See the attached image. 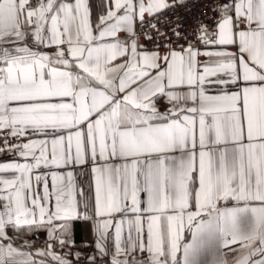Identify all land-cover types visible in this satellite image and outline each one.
I'll return each instance as SVG.
<instances>
[{
	"label": "snow or ice",
	"instance_id": "6c2138e0",
	"mask_svg": "<svg viewBox=\"0 0 264 264\" xmlns=\"http://www.w3.org/2000/svg\"><path fill=\"white\" fill-rule=\"evenodd\" d=\"M188 4L0 0V264H264V0Z\"/></svg>",
	"mask_w": 264,
	"mask_h": 264
},
{
	"label": "crops",
	"instance_id": "0c3cea01",
	"mask_svg": "<svg viewBox=\"0 0 264 264\" xmlns=\"http://www.w3.org/2000/svg\"><path fill=\"white\" fill-rule=\"evenodd\" d=\"M105 0H90V5L92 6V10L95 13H100L103 11V5ZM149 16H145L148 18ZM146 40H141V44H145ZM148 46V45H147ZM149 47V46H148ZM11 160L10 156H0V162H6ZM192 210H195L194 207ZM254 225V217L251 212L242 213L238 217V227L241 233H247L251 230ZM9 235H12V230L9 229ZM43 235V240L45 239V235ZM224 234L219 230H216L211 235H203L197 243V246L193 252L189 254L187 259L185 260L182 255L179 258V264H222V258L225 255V251L228 252L229 256H235L236 253L232 252L231 249H238L240 245H230V248L227 250L223 249V241ZM193 240V232L192 230L186 229L183 235L182 243L184 245H189ZM35 248L40 247V244H35ZM145 257L147 254H144Z\"/></svg>",
	"mask_w": 264,
	"mask_h": 264
},
{
	"label": "built area",
	"instance_id": "2783aa9c",
	"mask_svg": "<svg viewBox=\"0 0 264 264\" xmlns=\"http://www.w3.org/2000/svg\"><path fill=\"white\" fill-rule=\"evenodd\" d=\"M201 7L200 0H189L188 8L181 10V15H190V14H195L197 12V8ZM203 15H208L207 11L203 13ZM145 19H151V17L145 18ZM183 43V41H181ZM149 48L152 47L151 44H148ZM7 138V133H4V137ZM0 147H3L2 141H0ZM37 239L39 241H43V235L40 234ZM39 244V243H38Z\"/></svg>",
	"mask_w": 264,
	"mask_h": 264
}]
</instances>
